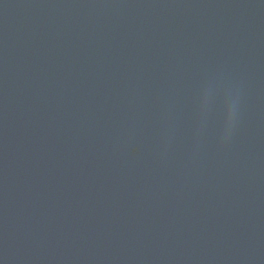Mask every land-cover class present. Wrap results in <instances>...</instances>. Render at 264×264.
I'll return each instance as SVG.
<instances>
[{"label": "water", "instance_id": "water-1", "mask_svg": "<svg viewBox=\"0 0 264 264\" xmlns=\"http://www.w3.org/2000/svg\"><path fill=\"white\" fill-rule=\"evenodd\" d=\"M0 264H264V0H0Z\"/></svg>", "mask_w": 264, "mask_h": 264}]
</instances>
